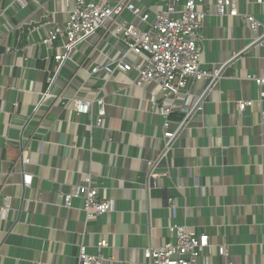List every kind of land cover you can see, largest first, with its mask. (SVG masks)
Here are the masks:
<instances>
[{"label": "crops", "instance_id": "crops-1", "mask_svg": "<svg viewBox=\"0 0 264 264\" xmlns=\"http://www.w3.org/2000/svg\"><path fill=\"white\" fill-rule=\"evenodd\" d=\"M13 1L0 0V264H78L80 247L146 264L144 249L171 241L173 225L209 235L212 247L200 264H264V101L252 79L264 75V4L239 5L262 24L256 33L238 18L218 16L215 0L198 8L208 14L201 69L225 66L226 74L195 85L197 97L211 87L204 110L160 160L165 119L151 110L162 92L155 84L137 87L135 71L91 74L123 54L102 33L73 53L52 97L36 109L62 53L60 43L44 54L37 44L52 29L46 14L61 12L64 2ZM148 2L154 12L155 0ZM98 92L106 101L102 127L96 108L84 116L73 105ZM247 100L255 105L239 112L237 103ZM180 120L172 117L174 128ZM158 160L150 177L148 162ZM88 174L100 197L114 202L96 219L80 199L63 205ZM101 241L107 247L99 250Z\"/></svg>", "mask_w": 264, "mask_h": 264}, {"label": "built area", "instance_id": "built-area-1", "mask_svg": "<svg viewBox=\"0 0 264 264\" xmlns=\"http://www.w3.org/2000/svg\"><path fill=\"white\" fill-rule=\"evenodd\" d=\"M64 8L61 12L46 14L47 22L52 26L47 36L37 44L48 50H59L61 54L54 56V77L50 80L48 90L43 94L36 109L49 98L56 80L73 53L82 45L90 43L102 33L115 39L123 49L117 60L106 65H96L91 74H128L137 72V87L157 85L163 95L161 103L152 104V112L165 119L160 140L165 143L160 160L167 156L172 147L191 123L194 114L203 111L208 87L197 97L195 85L202 82L214 83L225 77V66L210 70L201 69L202 49L200 43L207 18L206 12L198 10L206 0H155L154 12L148 0H62ZM241 1L247 6L263 5L264 0H215L216 14L220 17L238 18L253 33L262 28V24L250 13L239 10ZM14 4L23 5L24 0H14ZM65 14L66 20L60 22L59 15ZM125 14H128L125 17ZM50 20V23H49ZM57 45V46H56ZM143 55H147L143 58ZM259 88V101H264V75L252 78ZM74 110L79 115H92L97 109V127L104 125L106 101L98 92L92 101L74 99ZM255 105L252 100L237 103L239 112L246 111ZM173 116L181 118L175 128L171 121ZM264 119V113H262ZM92 151V150H91ZM23 163L30 164L24 153ZM156 162L149 161L152 172ZM31 175H24V186L31 187ZM73 199L82 201V210L89 219L100 218L114 210L112 200L101 198L98 189L93 186L90 174L84 183L75 187L72 194L63 196V205L71 208ZM171 241L164 246L150 245L144 249L146 264H200L205 253L210 252V237L199 233L186 225H173L169 228ZM107 247L106 241L98 244L99 250ZM226 245L219 247V254L227 256ZM78 264H142L137 261H116L105 258L101 252L88 254L85 247H80Z\"/></svg>", "mask_w": 264, "mask_h": 264}, {"label": "water", "instance_id": "water-1", "mask_svg": "<svg viewBox=\"0 0 264 264\" xmlns=\"http://www.w3.org/2000/svg\"><path fill=\"white\" fill-rule=\"evenodd\" d=\"M42 50H43V54L46 53V47L45 46L42 47Z\"/></svg>", "mask_w": 264, "mask_h": 264}]
</instances>
